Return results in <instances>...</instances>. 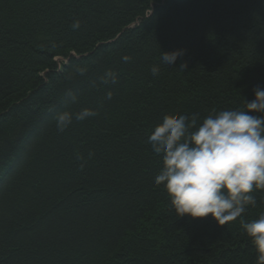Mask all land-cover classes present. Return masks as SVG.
<instances>
[{
	"label": "trees",
	"instance_id": "trees-1",
	"mask_svg": "<svg viewBox=\"0 0 264 264\" xmlns=\"http://www.w3.org/2000/svg\"><path fill=\"white\" fill-rule=\"evenodd\" d=\"M257 87L264 0H0V264H257L239 219L176 217L148 142L163 115L243 107ZM253 195L244 220L264 213Z\"/></svg>",
	"mask_w": 264,
	"mask_h": 264
},
{
	"label": "clouds",
	"instance_id": "clouds-1",
	"mask_svg": "<svg viewBox=\"0 0 264 264\" xmlns=\"http://www.w3.org/2000/svg\"><path fill=\"white\" fill-rule=\"evenodd\" d=\"M73 30L80 28L74 20ZM184 49L161 52L160 62L174 67ZM131 58L122 57L124 62ZM186 63L179 68L184 69ZM83 75L86 69H78ZM153 76L159 66L151 68ZM115 83L109 70L104 82ZM253 99L243 107L213 109L201 114H165L148 135L159 169L153 178L165 190L177 218H209L218 226L240 220L244 234L254 246L257 264H264V213L242 219L249 207L257 206L255 191L264 190V88L253 90ZM111 98V93H108ZM75 102V97H73ZM91 109L56 115V128L63 132L73 119L84 121L97 116Z\"/></svg>",
	"mask_w": 264,
	"mask_h": 264
}]
</instances>
